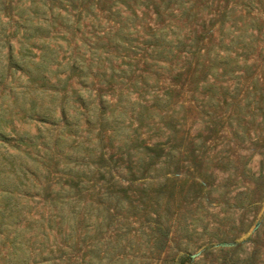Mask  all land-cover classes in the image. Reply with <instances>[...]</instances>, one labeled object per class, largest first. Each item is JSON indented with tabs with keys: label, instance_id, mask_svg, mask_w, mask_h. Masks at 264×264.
I'll return each instance as SVG.
<instances>
[{
	"label": "rangeland",
	"instance_id": "obj_1",
	"mask_svg": "<svg viewBox=\"0 0 264 264\" xmlns=\"http://www.w3.org/2000/svg\"><path fill=\"white\" fill-rule=\"evenodd\" d=\"M134 1L129 8L136 18L121 7L138 30L131 36L144 39L150 26L170 20L181 42L173 43V56L159 62L163 68L149 66L150 60L144 63L138 52L127 53L124 61L133 72L124 85L117 76L115 82L88 77L84 94L89 105L96 104L100 93L107 101L103 114L108 125L101 130L98 119L87 126L72 107L79 106L71 93L78 87L77 76L66 84L70 92L64 103L62 92L50 86L56 83L55 65L45 68L49 80L44 92L40 81L33 83L29 73L10 65L5 57L9 45L19 61L28 50L38 54L42 41L36 35L23 38V19L17 12L29 6L28 0H0V264H264V0H186V14L179 13L177 0L167 7L161 0ZM110 2L93 0L97 20L84 16L79 31L70 27L66 32L56 20L48 38L62 45L59 57L67 56L75 41L79 44L82 30L90 35L91 22L101 36L115 32L117 24L106 13ZM64 5L55 2L54 11L61 13L58 7ZM56 32H65L64 40L54 39ZM190 40L206 49L200 63L186 53ZM19 41L26 43L22 50ZM31 54L23 65L32 68L30 60L36 58ZM102 58L99 72L108 78L109 63ZM111 61L118 68L120 59ZM64 63L58 66L61 78L70 72ZM141 74L148 76L146 83L128 94L124 87L135 77L141 81ZM148 89L162 98L159 103L151 93L140 97ZM63 103L67 124L60 115ZM113 120L123 132L137 128L131 152L138 146L152 147L140 162L108 138ZM100 151L110 164V188L105 184L110 177L101 179L102 172L89 171L83 178L88 172L84 163L98 161ZM70 177L74 191L80 181L85 184L79 194L92 202L88 216L95 227V252L88 251L91 233L80 242L86 229L74 223L76 241L66 251L48 255L53 238L47 234L41 253H27L23 260L14 257L15 221L33 226L39 212L47 216L49 198L64 193ZM12 179L17 187L9 184Z\"/></svg>",
	"mask_w": 264,
	"mask_h": 264
},
{
	"label": "trees",
	"instance_id": "obj_2",
	"mask_svg": "<svg viewBox=\"0 0 264 264\" xmlns=\"http://www.w3.org/2000/svg\"><path fill=\"white\" fill-rule=\"evenodd\" d=\"M29 6L24 7V10H20V12H17V15L19 18L23 19V23L19 24L21 28H23V38L29 39L31 35L38 36V39L42 41V45L39 47H36L39 51L38 54L36 53H30L24 54L20 60H14L15 55L13 53L12 46L9 45L8 50L6 52L5 57L9 62L10 65L15 67L18 70H23L27 73H29L31 80H33L35 83L36 81H40V90L44 92L46 90L47 81L49 80V77L45 74V68L49 65H55V82L51 83L50 86L52 88H55L54 92H62V99H64V103L67 101L68 93L70 90L66 88V84L68 81L72 78V76H77L78 80L76 89L74 88L71 93L72 96L75 97L73 102H77L78 105L82 108V110L77 111L79 106L73 105L72 107L75 108L76 112L83 116L84 123L87 126H90L94 123L95 119H98L100 129L102 130L104 125H108V117L103 114L105 111V104L106 99L104 98V95L100 93L97 98L96 104L89 105V102H87V99L85 98V92H86V82L88 80V77L92 75L93 77H104L107 80H111L112 82H115L116 76L119 77L122 85L125 84L124 80L130 77V73H132V65L130 63H127L124 61L125 58H127V53H132L134 56H137L140 54V59L143 60L144 63L146 61L150 60L149 66H155L158 68H163L164 66L159 64V62H165L166 59L171 55L173 56L174 48L176 47L173 43H180L181 40L179 36L172 32L173 27L175 26L174 23H171L170 20L167 24H161V26H156L154 28L149 27L150 32L146 34V37L144 39L138 40L137 37L131 36L134 32H138L136 29V26L132 23V18L130 15H123L121 13V7L125 8L127 11L132 13L134 15V18H136L133 10L129 8V2L132 0H111L110 4L106 7V13L107 18L110 20H113L115 24H117L115 28V32L111 34V32H105L103 33V36L100 35L98 29L93 28V23L91 22V31H89L87 34L90 33L88 36H84V31L82 30L80 35L81 39L79 37V44L77 42H74V47L69 50L67 56L63 54L59 57L58 55V49L62 47L59 42H56L54 40H51V38H48L49 28L56 24V20L58 18L62 22L63 29L66 30V32H69L70 29L74 31H79L81 28V19H83L84 16L93 17V19L97 20V14H93V0H52L50 4L46 5L44 4L46 0H28ZM63 2L65 3L64 6H59L58 10H61V13H56L54 11V3L55 2ZM176 0H161V3H166V7L170 3H174ZM180 1L177 5V9L180 11L181 14H186L189 7L185 9L186 0H177ZM135 3H138L139 0H135ZM159 4V6L161 5ZM69 5V7L67 6ZM120 5V7H119ZM101 10V8H98ZM158 9V8H157ZM72 11V12H71ZM27 13V14H26ZM156 15L159 14V10L157 12H154ZM168 13L170 15L173 14L172 10H168ZM5 15H8L7 12H5ZM119 16L118 18L115 17ZM189 15H187L188 17ZM71 18H74L72 21ZM74 25V26H73ZM71 27V28H70ZM203 27V25H202ZM2 33L4 32L2 28ZM172 33L174 36H167L168 33ZM65 32L58 33L56 32L55 38H58L60 40H64ZM101 38H106V41L103 42ZM93 40V41H92ZM137 42V43H136ZM192 40L187 43L191 48L186 51L187 54L193 55V58H195L196 63H200L204 59V52L205 50H200L196 46L192 44ZM21 50L24 49V46L26 43L19 41ZM108 48H103L104 46H107ZM110 52L115 53L113 56L111 54H108ZM32 55V57L36 58L35 60H30L33 65V67H29L28 65H23V63H27L26 57L29 55ZM105 55V57L102 58V55ZM123 54V56H122ZM106 60L109 65L110 74L109 77H106V72L103 71L102 73L99 72L100 68H102V64H99L100 59ZM119 58L120 61L117 63L118 68H115L112 63V59ZM22 59V62H21ZM65 59L66 64L64 67H69L70 72L65 74L64 77H60L58 66L62 64L63 60ZM63 67V68H64ZM94 68L96 70H94ZM65 71V70H64ZM154 74L157 73L156 70H152ZM1 75V74H0ZM147 75H140L141 81L138 80L137 77L134 78L133 82L128 83L126 85H129V87H133L132 90L128 86H125L124 89H127L126 92L128 94H131V91H137V89L142 88L143 86L135 88L136 85L141 83V85L146 83ZM48 78V79H47ZM32 82V81H31ZM114 84V83H113ZM152 94L155 92H152L151 90H145L143 93H139L140 97L143 99H146V94ZM88 97H91V92L87 93ZM167 94V92H165ZM154 95L153 100L155 99L158 103L159 100L162 98H159L158 94H152ZM120 96H122V92H120ZM61 104L60 106V115L61 120L64 122V124H67L68 117H67V111L65 108V104ZM160 105V104H157ZM142 107H146L145 105L141 104ZM132 107V105H131ZM98 108L100 110V115H97L95 110ZM123 111L125 112L127 110V106L123 105ZM133 110V109H131ZM134 111V110H133ZM114 112V109L113 111ZM122 115V113H120ZM98 117V118H97ZM139 122L140 116L137 118ZM115 121V122H114ZM117 120H113L114 126L113 128H110V134L108 135V138L110 140H117L119 143L116 145L118 149H126L127 154L129 157L131 155L135 154L137 156V161H141L146 156V153L148 150H150L152 147L150 146H141L135 149L134 152L130 151V143L131 140H134L137 138V128L133 130L132 133L129 132H123L121 129L123 128L122 125L116 124ZM159 145V144H154ZM69 158H71V154L68 155ZM85 160H90L91 155L87 154L84 158ZM131 159V158H130ZM108 160L104 158V153L100 151L99 160L98 161H92V162H85L84 165L88 172L86 173V176L88 177V173L90 171V174L93 170H96V172H102V176L104 179L106 175L110 177L105 184L107 187H112L113 183H111L112 175L110 173L111 168L110 164L107 162ZM91 165H94L95 167H92ZM73 177V176H72ZM71 178V177H70ZM75 178V177H73ZM67 179L66 185L67 189H64V193H55L54 196L49 198V195L45 196L46 198H49L48 201L51 202V207L47 210V216L43 214V212L38 213V219L33 218V226L29 225H22L21 220L15 221L16 228H14V236L12 237L11 243L14 247L13 253L15 254L14 257H17L19 260H23L25 258V255L27 253H34L39 254L44 249H46L44 241L47 238L46 235L50 234L53 238V242L51 246L47 250L48 255L56 253L59 249H62L61 251H66V249L71 248L73 246V243L76 241L75 238H73V232L74 223L76 226H80L81 223H83V227L86 229V232L82 238L77 236V239L79 241H83V239L88 235V233H91V239L92 241L88 245L89 252L93 253L95 252V246L96 242L94 241V235L92 232L95 231V227L91 222H89V208L92 206V202H89L88 200L84 201L83 197L80 196V191L85 187V184H81V181L79 183V187L77 191H74L73 188L76 187V184L72 183V179ZM99 179V178H98ZM13 182L9 183L12 185H15L16 187L17 182L12 179ZM8 184V182H5ZM87 185V183H86ZM95 184L90 186H94ZM89 186V185H87ZM63 189V188H62ZM90 197V195H89ZM44 201H47L44 198ZM10 207L7 205V210ZM20 211V210H19ZM13 213V212H12ZM11 213V215H13ZM18 216H23L21 212H18ZM17 215L15 218H17ZM47 221L46 226L44 221ZM45 226V227H44ZM42 227V228H41ZM47 228V229H46ZM42 233L43 238L39 236V234ZM57 238H59L57 240ZM33 239V240H31ZM36 244H39V246H35ZM59 244V246H58ZM64 244V248H60V246ZM233 245L227 246V248L222 249H231ZM38 249V250H37ZM21 263V262H19ZM84 264V263H83Z\"/></svg>",
	"mask_w": 264,
	"mask_h": 264
}]
</instances>
